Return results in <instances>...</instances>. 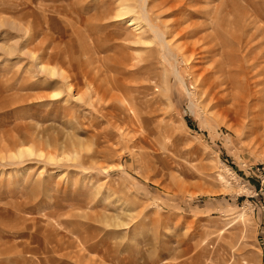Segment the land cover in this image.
I'll list each match as a JSON object with an SVG mask.
<instances>
[{
    "label": "rangeland",
    "instance_id": "1",
    "mask_svg": "<svg viewBox=\"0 0 264 264\" xmlns=\"http://www.w3.org/2000/svg\"><path fill=\"white\" fill-rule=\"evenodd\" d=\"M0 264H264V0H0Z\"/></svg>",
    "mask_w": 264,
    "mask_h": 264
},
{
    "label": "bare ground",
    "instance_id": "2",
    "mask_svg": "<svg viewBox=\"0 0 264 264\" xmlns=\"http://www.w3.org/2000/svg\"><path fill=\"white\" fill-rule=\"evenodd\" d=\"M120 11H122V10H120ZM120 11H119L118 15H120ZM121 14H122V12H121ZM235 40H236V39H235ZM237 40H238V39H237ZM250 74H251V73H250ZM232 81H233V80H232ZM233 82H234V81H233ZM229 85H230V84H229ZM233 85H234V84H233ZM69 86H70V84L67 85V87H69ZM247 86H248V85H247ZM230 87H231V86H230ZM232 88H233V86H232ZM69 89H70V88H69ZM234 89H235V88H234ZM231 92H232V91H231ZM224 94H225V93H224ZM231 94H232V95H231ZM231 94H230V96H231L232 100L235 101V100L237 99V97H238V95H237L238 92H237L236 96H234L233 93H231ZM222 95H223V94H222ZM225 96H226V95H225ZM225 96H223V98H225ZM221 99H222V98H221ZM241 101H242V100H241ZM241 101H240V102H241ZM17 152H18V154H20L21 149H20L19 151H17ZM23 152H24V151H23Z\"/></svg>",
    "mask_w": 264,
    "mask_h": 264
}]
</instances>
